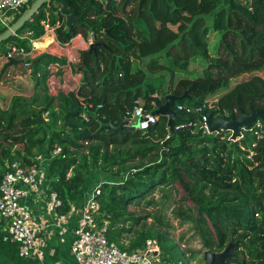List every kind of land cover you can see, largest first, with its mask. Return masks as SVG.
I'll use <instances>...</instances> for the list:
<instances>
[{
    "label": "trees",
    "instance_id": "1",
    "mask_svg": "<svg viewBox=\"0 0 264 264\" xmlns=\"http://www.w3.org/2000/svg\"><path fill=\"white\" fill-rule=\"evenodd\" d=\"M54 2L67 3L80 22L68 26ZM47 20L64 21L56 30L60 44L94 32L96 49L81 54L77 94L48 95L46 67L58 58L43 54L33 65L39 79L34 92L0 106V183L13 162L32 166L36 156H48L49 192L58 194L63 215L88 179L102 174L97 219L107 225L109 241L124 249L120 241L129 236L131 251L153 239L165 264H189L168 223L158 217L160 224H148L150 216L130 211L157 188L177 183L195 206L183 214L205 249L223 252L233 243L226 264H264V121L241 129L243 138L232 141L228 131L204 134L200 114L176 110L179 104L197 108L217 94L210 111L215 115L229 111L237 117L264 107L261 76L230 88L243 75L264 73V0H50L17 35L32 32L39 39ZM6 30L0 27V34ZM212 32L219 34L216 57L209 51ZM8 43L31 49L18 36L2 44ZM198 58L207 63L203 76L177 80ZM185 93L173 106L179 120L171 128L163 116L146 135L132 126L117 133L103 127L119 126L136 100L153 113L166 96ZM178 125L185 127L175 130ZM57 147L61 153L52 158ZM31 263L19 256L17 244L4 241L0 226V264Z\"/></svg>",
    "mask_w": 264,
    "mask_h": 264
},
{
    "label": "built area",
    "instance_id": "2",
    "mask_svg": "<svg viewBox=\"0 0 264 264\" xmlns=\"http://www.w3.org/2000/svg\"><path fill=\"white\" fill-rule=\"evenodd\" d=\"M34 0H0V27L10 28L17 20V17L27 10ZM66 22V20L64 19ZM63 20L51 24L49 20L43 22L45 33L39 39L33 38V33L29 32L24 35H16L20 39L28 40L31 46L30 51L24 47L14 44L8 45L4 50H0V59L7 62L10 60L21 59L22 63L30 71L33 70L35 60L40 55L37 47L38 42H45L47 38H52L56 30L62 26ZM56 38V37H55ZM49 42L46 50L57 48V52H52L58 58V61L50 63L47 69L46 89L51 97L60 95H69L78 93L82 85V73L78 70L81 63V54L89 50L96 41L94 32H89L87 36L78 35L70 42L62 45L59 42L56 45V39ZM44 39V40H43ZM61 53V54H60ZM57 54H60L56 56ZM51 55V54H50ZM220 94L214 95L213 101L206 99L202 106L197 108L186 105H177L176 110L188 114L196 113L201 115V129L204 134L212 135L208 126V117L205 112L213 113L216 109ZM129 121L128 126L146 135L150 128L158 122V116L153 113H147L139 100H136L132 110L127 112ZM240 115V114H239ZM234 116L229 111H218L213 113V119L224 118L230 120ZM238 117V116H237ZM236 117V118H237ZM104 118V117H103ZM260 127V123L257 125ZM185 125L176 126L175 130L184 128ZM246 130V128H242ZM244 133L238 140L243 138ZM61 153V148L57 147L52 153V158ZM36 164L25 166L21 162L15 161L10 164L8 172L4 174L0 183V226L4 230V241L15 243L19 248V256L29 260L31 264H43L36 256L41 247V237L39 228L34 224L31 213L21 205V201L29 196L35 190L42 177V164L46 160L43 155L35 158ZM101 186L97 185L87 204L80 214H77L76 240L73 244L72 252L78 264H161L160 249L158 242L153 239L146 241L142 249L129 250L124 249L116 242H110L107 236V225L98 224V215L101 208L100 196ZM51 206L55 210L62 205L58 194L51 192L49 196ZM73 212V211H72ZM70 211L67 214L59 215L58 223H65L72 215Z\"/></svg>",
    "mask_w": 264,
    "mask_h": 264
},
{
    "label": "rangeland",
    "instance_id": "3",
    "mask_svg": "<svg viewBox=\"0 0 264 264\" xmlns=\"http://www.w3.org/2000/svg\"><path fill=\"white\" fill-rule=\"evenodd\" d=\"M217 42L218 35L212 32L209 37V51L212 57H216ZM10 44L11 43L6 45L0 44V48L4 49ZM41 53L42 51L40 50L39 52H36V55H40ZM5 64H7L6 60H0V96L2 97L1 99H3L0 100L3 102V106H6V102L15 95L23 94L30 96L33 92L31 71L26 68L23 63H20L17 66L9 67L4 75L1 76V70ZM206 67L207 63L201 58H198L190 63L188 73H177L176 79H194L201 77L203 76V71ZM254 76H261L264 78V73L256 72L243 75L240 78L232 80L230 88L234 87L239 82L249 80ZM2 84H4L5 88ZM20 86L22 88H18ZM213 97L214 96H211L208 99L213 101ZM194 207V204L187 199V194L184 189L176 183L164 188H157L153 193H150L146 200L139 206H131L130 211L138 217L150 216L147 221L148 224L155 221L157 224H160L157 218L161 217L163 222L170 225L168 232L171 234L172 239L177 243L183 258L189 260V264H206L204 261V253L207 249L203 247L201 237L196 232L193 223L187 221L186 216L183 214V212L190 213L193 211ZM144 222L145 221H142V223ZM129 238V236L123 237L120 244L128 247ZM160 261L161 264H165L161 256Z\"/></svg>",
    "mask_w": 264,
    "mask_h": 264
},
{
    "label": "crops",
    "instance_id": "4",
    "mask_svg": "<svg viewBox=\"0 0 264 264\" xmlns=\"http://www.w3.org/2000/svg\"><path fill=\"white\" fill-rule=\"evenodd\" d=\"M106 1V0H101ZM66 20V18H65ZM67 23V22H66ZM217 35L218 32H214ZM56 37L47 38L45 42H38L43 45V48H39L44 54H53L57 52V48H51L50 50H46L49 42H52V39ZM43 39V40H44ZM56 45H58L57 37ZM48 40V42H47ZM53 52V53H52ZM61 54V53H60ZM57 54L56 56L60 55ZM43 55V54H42ZM37 59H40L38 57ZM3 60V59H0ZM36 61V60H35ZM17 64L14 66L19 65L22 63V60H17ZM35 64V63H34ZM3 69V68H2ZM31 79H32V91L34 92L35 84L39 79H36L33 74V70L31 71ZM4 87V84H2ZM46 89V84L43 86ZM5 88V87H4ZM18 88H22L21 86ZM32 92V93H33ZM23 95V94H21ZM28 96V95H23ZM2 97L0 96V99ZM3 100V99H1ZM0 100L1 108H6L3 106V102ZM9 101L6 102V105ZM17 148V147H16ZM45 159H48V156L42 154ZM51 160H45L42 164V177L39 180L38 185L36 186L35 190L31 192L29 196L24 198L21 201L22 207L28 210L32 217L34 224L39 228L40 237H41V247L36 256L37 259H40V262L43 264H78L76 258L73 255L72 248L73 244L76 240V228H77V214L83 211L87 204V200L90 197L93 189L99 185V180H102V174L97 175L95 178L91 177L88 179L87 188L83 191L80 196V199L72 204V215L70 218L63 224L58 223V218L60 213L57 209H53L51 206V200L49 198V171H48V163ZM102 184L104 181H100Z\"/></svg>",
    "mask_w": 264,
    "mask_h": 264
},
{
    "label": "water",
    "instance_id": "5",
    "mask_svg": "<svg viewBox=\"0 0 264 264\" xmlns=\"http://www.w3.org/2000/svg\"><path fill=\"white\" fill-rule=\"evenodd\" d=\"M50 0H34L31 6L2 34H0V44L6 42L13 36H16L18 32L28 23L33 17L43 8V6L48 3ZM55 8L58 9L64 16H66V22L68 26H72L75 23H79L78 19L68 8L67 3L63 2L57 4L53 3ZM96 45L91 47V50H95ZM40 59L35 61L37 64ZM18 62L16 60H10L7 64L4 65L1 70V76L4 75L6 70L16 65ZM187 93L183 96H177L170 94L166 96L165 103L158 105L156 110L153 112L154 115L163 116L168 118V127L171 128L176 120H179V116L176 111L173 109V106L176 102L182 101L187 97ZM205 115L208 117V126L211 133H220L222 131H228L231 133L230 139L232 141H238L241 136V129H251L252 126L258 121H264V107L253 109L250 114H246L244 111L240 112V115L232 117L230 120L224 118L213 119V113L205 112ZM67 119V117H65ZM129 121L127 119H122V122L119 126H115L111 123L104 125L103 127H108L113 130L114 133L123 132L124 127L128 126ZM234 244H230L226 250L223 252H214L207 250L204 253V261L206 264H226L228 258L233 255Z\"/></svg>",
    "mask_w": 264,
    "mask_h": 264
},
{
    "label": "bare ground",
    "instance_id": "6",
    "mask_svg": "<svg viewBox=\"0 0 264 264\" xmlns=\"http://www.w3.org/2000/svg\"><path fill=\"white\" fill-rule=\"evenodd\" d=\"M47 42H48V40H47ZM37 47L38 48H43V45L41 43H37Z\"/></svg>",
    "mask_w": 264,
    "mask_h": 264
}]
</instances>
